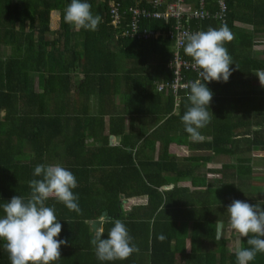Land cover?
Returning <instances> with one entry per match:
<instances>
[{"label": "trees", "instance_id": "obj_1", "mask_svg": "<svg viewBox=\"0 0 264 264\" xmlns=\"http://www.w3.org/2000/svg\"><path fill=\"white\" fill-rule=\"evenodd\" d=\"M109 1L87 0L92 14L101 17L91 31L64 21L71 0H0V217L4 203L30 196L29 182L41 178L34 175L37 165L58 163L77 178L73 191L80 212L55 198L46 201L62 225L57 239L67 240L53 264H237L225 241H216V233L209 238L208 231L210 225L216 231L219 223L229 222L227 208L234 200L264 208V194L252 184L254 154L264 152V86L235 89L250 84L258 78L257 70L264 69V58L254 51L260 45L257 35L264 36V0H227L226 24H194L200 31L226 25L234 35L225 44L233 62L229 81L205 82L213 92L208 109L213 116L199 130V141L190 138L182 122L190 89L180 91L177 111L174 97L157 91L158 84L174 79L172 43L119 37ZM122 5L123 11L136 5L152 9L148 0ZM54 15L59 17L56 29ZM142 27L170 25L145 19ZM188 75L196 79L194 73ZM159 116L166 119L158 125ZM106 118L109 134L104 136ZM110 136L123 137L121 146H110ZM176 141L188 143L193 153L210 155L177 157L170 153ZM157 143L159 157L154 160ZM139 145L149 148L148 157L134 153ZM219 155L234 161L209 169L218 176L208 179L200 171ZM187 178L191 186L180 184ZM170 185L174 188L163 190ZM139 197H147V203L126 211L123 199ZM104 212L111 219L103 223V238L114 226L111 221L120 219L139 252L126 260L97 258L90 221ZM247 239L243 237L242 248L250 247ZM188 240L192 253L187 252ZM6 243L0 239V264H11ZM206 244L214 249L197 252ZM249 264H264V253Z\"/></svg>", "mask_w": 264, "mask_h": 264}, {"label": "clouds", "instance_id": "obj_2", "mask_svg": "<svg viewBox=\"0 0 264 264\" xmlns=\"http://www.w3.org/2000/svg\"><path fill=\"white\" fill-rule=\"evenodd\" d=\"M64 21L76 29L95 31L101 22L99 15L92 14L87 0H71L64 10ZM234 39L233 33L224 25L218 29L210 28L186 34L184 53L200 69L201 79L190 81L188 100L190 107L182 116L185 131L194 141L203 139L200 129L204 128L213 116L208 109L213 92L205 82H228L232 75V58L225 44ZM264 86V69L255 74ZM34 175L41 177L29 182L30 196L25 199L14 196L3 205L5 215L0 217V239L5 240L11 264H53L61 257V246L67 240L57 239L62 225L56 217L55 209L46 206V201L55 198L70 211L80 212L77 178L60 164L37 165ZM230 228L242 237H248V248L236 252L237 264H249L257 253H264V208L245 201L234 200L227 208ZM113 227L107 238H103V228L99 227L96 237L91 241L95 253L101 261L126 260L139 248L133 243L126 225L120 219L111 221ZM165 237L160 236L163 240ZM219 238V231H217Z\"/></svg>", "mask_w": 264, "mask_h": 264}, {"label": "built area", "instance_id": "obj_3", "mask_svg": "<svg viewBox=\"0 0 264 264\" xmlns=\"http://www.w3.org/2000/svg\"><path fill=\"white\" fill-rule=\"evenodd\" d=\"M124 1H109L112 25L119 37L144 43L160 39L172 43L173 58L169 67L174 73V79L158 84L157 91L173 96L177 111L180 106V91L189 90L187 85L190 81L202 80L199 75L201 70L183 54L187 43L186 34L200 31L194 26L195 23L216 20L226 24L229 13L227 0H148L152 9L136 5L123 11ZM211 7H214V10ZM145 19L164 21L170 28L156 30L143 28L142 22ZM189 73H194L196 79L190 77Z\"/></svg>", "mask_w": 264, "mask_h": 264}, {"label": "crops", "instance_id": "obj_4", "mask_svg": "<svg viewBox=\"0 0 264 264\" xmlns=\"http://www.w3.org/2000/svg\"><path fill=\"white\" fill-rule=\"evenodd\" d=\"M101 1L103 2L104 0H101ZM57 14L58 13H56V15ZM236 25L243 26V24H241L239 22H237ZM77 40H78V38H77ZM256 41H258L260 43V45L257 46L254 51L257 54V56H260L261 53L264 52V36L261 35V34L257 35ZM261 58H263V57L261 56ZM119 68H120V73L125 72V62ZM80 82H81V80H80ZM116 101L119 104L120 103V98L117 97ZM3 115H4V110L0 109V118ZM165 119L166 118L164 116L157 117V119H156L157 124L158 125L162 124L165 121ZM105 121L107 123V125H106L107 129L104 132V136H107L109 134V130H108L109 118H106ZM97 133H98V131H97ZM122 140H123V137H121V136H110V146H114V147L121 146ZM140 145L137 146L134 149V153H137V151H138L139 154H140V158L144 159V158L148 157V155H150L151 152H150L149 148H146V147L144 148V147H141ZM159 150H160V145H159V143H157L156 146H155V149L153 150V157L152 158H154V160L158 159ZM25 152L26 153H31V150L30 149H25ZM170 153L176 155L177 157L182 158V157H188L189 155H191L192 151L188 148V143L182 144L179 141H176V142H174L172 144V146L170 148ZM196 153H197V155H200V156L210 155V154H207L205 151H197ZM217 157L218 156H215L213 158V161L208 163V164H206V166H204L202 168V170L200 171L201 174H206L207 173V178L208 179L213 178L212 176H215V177L218 176V175H215V174H212L211 172H209V169H214V168H217V167H220V166L226 164V163L221 164V165L215 164V160H216ZM191 181H192L191 178H187V179L182 180L180 184H182L184 186H191ZM173 188H174V185H170V186H165L163 188V190L169 191V190H171ZM147 200H148L147 197H139V198H132V199L124 198L123 199L124 208H125L126 211H131L137 205L146 204ZM100 227L103 228V224ZM91 230L93 231L92 227H91ZM217 231H219V238H217ZM214 233H216V235H215L216 239L215 240L216 241L224 240L225 243H226V248L228 249V251L231 254H236L237 250L242 248V239H243V237L240 236V234L237 233L235 230L230 228L229 222L225 223V224L224 223H219L217 228H216V231H214V227L212 225H210L209 231H208V237L209 238H213ZM238 241H239V243H238ZM234 243H235V245L233 246ZM187 248H188L187 252L188 253H192L191 240H188ZM208 248L209 249H214V246L212 244L200 245V248L198 249L200 251H197V252H201V251L207 250ZM178 261L182 262L183 260L181 259V257L178 256Z\"/></svg>", "mask_w": 264, "mask_h": 264}, {"label": "rangeland", "instance_id": "obj_5", "mask_svg": "<svg viewBox=\"0 0 264 264\" xmlns=\"http://www.w3.org/2000/svg\"><path fill=\"white\" fill-rule=\"evenodd\" d=\"M58 23H59V17L54 15L53 16V29H56L58 27ZM261 56L264 58V52H262L259 57H261ZM249 81H250V84H248L247 86L238 85V86H235V89L238 90V91H244V90H249V89H252V88H258L259 86H261V84L259 82V78L256 79V78L253 77ZM36 82H37V78H36ZM191 155H197V153H193L192 152ZM254 155H255L254 156L255 157L254 158V160H255L254 161L255 170H254V177H253L252 184L255 185V189H254L255 191L258 192V190H260L262 192L259 191V194H261V193L264 194V152H258V153L254 154ZM233 161H234V159H232L230 157L218 156L216 158V160H215V164L221 165V164H224V163H231ZM212 177H215V176H212ZM238 243H239V241H238ZM234 245H235V243L233 244V246Z\"/></svg>", "mask_w": 264, "mask_h": 264}, {"label": "water", "instance_id": "obj_6", "mask_svg": "<svg viewBox=\"0 0 264 264\" xmlns=\"http://www.w3.org/2000/svg\"><path fill=\"white\" fill-rule=\"evenodd\" d=\"M110 219L111 218L109 216H107V214L104 212L100 219L90 221V225L93 229V232L97 234L98 228L104 223V221H109Z\"/></svg>", "mask_w": 264, "mask_h": 264}]
</instances>
